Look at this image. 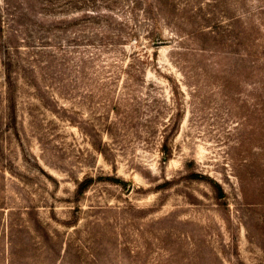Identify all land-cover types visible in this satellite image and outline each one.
<instances>
[{
  "label": "rangeland",
  "instance_id": "rangeland-1",
  "mask_svg": "<svg viewBox=\"0 0 264 264\" xmlns=\"http://www.w3.org/2000/svg\"><path fill=\"white\" fill-rule=\"evenodd\" d=\"M0 264H264V0H0Z\"/></svg>",
  "mask_w": 264,
  "mask_h": 264
},
{
  "label": "trees",
  "instance_id": "trees-1",
  "mask_svg": "<svg viewBox=\"0 0 264 264\" xmlns=\"http://www.w3.org/2000/svg\"><path fill=\"white\" fill-rule=\"evenodd\" d=\"M154 44V43H153Z\"/></svg>",
  "mask_w": 264,
  "mask_h": 264
}]
</instances>
